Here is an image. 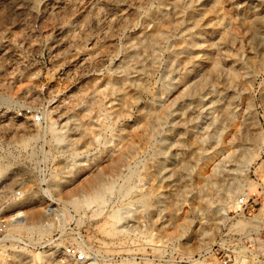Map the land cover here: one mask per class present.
<instances>
[{"label":"rangeland","instance_id":"obj_1","mask_svg":"<svg viewBox=\"0 0 264 264\" xmlns=\"http://www.w3.org/2000/svg\"><path fill=\"white\" fill-rule=\"evenodd\" d=\"M263 201L264 0H0V264H264Z\"/></svg>","mask_w":264,"mask_h":264},{"label":"bare ground","instance_id":"obj_2","mask_svg":"<svg viewBox=\"0 0 264 264\" xmlns=\"http://www.w3.org/2000/svg\"><path fill=\"white\" fill-rule=\"evenodd\" d=\"M185 1V0H184ZM182 3V2H181ZM181 11H183V10H181ZM196 12V11H195ZM198 12V11H197ZM196 12V13H197ZM155 13V12H154ZM182 13V12H181ZM158 14V15H157ZM162 14H163V12H162ZM184 14V13H183ZM194 15V13H192L191 12V15ZM155 15H157L158 17H159V13H155ZM182 15V14H181ZM192 15V17H194ZM160 16H161V14H160ZM124 17V16H123ZM162 18H164V20H165V16L163 15L162 16ZM160 19V18H159ZM223 19V18H222ZM114 20V19H113ZM119 20H121V19H119ZM164 22H166V20L164 21ZM170 22V21H169ZM182 22V21H181ZM196 22V21H195ZM168 23V22H167ZM171 24H172V22H171ZM198 24V23H197ZM174 24H172V25H170L169 27L170 28H172V26H173ZM215 26V25H214ZM160 29V31L159 30H156V31H159V32H156V31H154L156 34L154 35V37H163V35H164V33H165V30H167V32L169 33V28L167 29V28H164V30H163V28H159ZM161 29H162V31L164 32H162L161 31ZM153 32V33H154ZM151 33V32H150ZM152 33V34H153ZM150 36V35H149ZM153 36V35H152ZM146 37V36H145ZM154 37H151V39L153 38L154 39ZM224 37V36H223ZM227 37V36H226ZM225 37V38H226ZM191 38H192V36H191ZM196 38H197V36H196ZM200 38V37H199ZM199 38H197V39H199ZM152 39V40H153ZM165 39V38H164ZM201 39V38H200ZM199 39V40H200ZM228 39V38H227ZM226 39V40H227ZM148 40V39H147ZM155 40H156V38H155ZM159 40V39H158ZM160 40H162V38L160 39ZM193 40H196L195 38H192V42H194ZM221 40V39H220ZM157 41V40H156ZM150 42V41H149ZM155 42V41H154ZM189 42H191V41H189ZM191 42V43H192ZM199 42V41H198ZM219 42V41H218ZM222 42V41H221ZM150 43H152V42H150ZM157 43V42H156ZM158 43H160V42H158ZM197 43V42H196ZM155 44V43H154ZM194 44V43H193ZM191 45V48L190 47H188V48H190L189 49V51L192 49V47L194 48V46L195 45ZM151 45H153V44H151ZM197 45H199V44H197ZM221 45V44H220ZM218 43H212V44H210V45H202V44H200V46H199V48H201V47H203V46H205V47H203V48H205L204 49V51H206V53L201 57H198V56H196V61H198V63L200 64V65H204V64H206V63H209L210 64V70H209V73H210V75L209 76H211V75H217L216 73L218 72L217 70L219 69L218 67V63H219V59H218V55H219V52H220V49L222 48L221 46H220ZM150 46V45H149ZM148 46V47H149ZM154 46V45H153ZM182 47V46H181ZM226 47V46H225ZM145 49H147V48H145ZM181 50H182V48H180ZM185 50V49H184ZM179 52V51H178ZM182 52H183V50L181 51V53L180 54H182ZM191 53V52H190ZM193 53V52H192ZM191 53V54H192ZM183 54H184V52H183ZM198 57V58H197ZM129 64V63H128ZM125 67V66H124ZM126 68H128V67H126ZM123 72V71H122ZM124 76V75H123ZM235 76H237L236 74H235ZM120 78V77H119ZM134 78V77H133ZM122 79V78H121ZM217 79V78H216ZM108 80V79H107ZM117 80V79H116ZM120 81H122V80H117V85H119V87L120 86H122V85H120ZM131 81V80H130ZM136 81V80H135ZM207 81V80H206ZM113 82V81H112ZM124 83V82H123ZM202 84V83H201ZM124 85H126V84H124ZM113 86V85H112ZM144 86V85H143ZM142 87V86H141ZM112 88V87H111ZM113 88H115V87H113ZM118 88V87H117ZM121 88V87H120ZM129 93V92H128ZM125 95H127V92H126V94ZM128 95H130V94H128ZM134 96V95H133ZM125 96H123V98H124ZM130 97H132L131 95H130ZM128 98V97H127ZM132 99H134V98H132ZM129 102V101H128ZM92 106V105H91ZM90 109L92 108V107H89ZM89 108H88V110H89ZM87 110V111H88ZM226 111H227V115L229 114V112H230V109H226ZM89 113V112H88ZM232 113V112H231ZM230 113V114H231ZM230 116V115H229ZM229 118V117H228ZM151 123V122H150ZM84 125V124H83ZM81 126V125H80ZM84 127V126H83ZM52 128V127H51ZM141 132V131H140ZM82 133L83 132H81V134L80 135H82ZM79 135V136H80ZM138 135V134H137ZM96 136H97V134H96ZM135 138V137H134ZM147 139V138H146ZM204 144V143H203ZM135 150V149H134ZM133 150V151H134ZM132 151V150H131ZM132 151V152H133ZM130 153V152H129ZM126 154V153H125ZM126 156V155H125ZM185 167V166H184ZM186 169V168H185ZM99 180H100V178L98 177V178H96L94 181H93V183L94 184H92L91 185V187H90V190L89 191H87L86 192V194H85V196H84V199L83 200H74L73 201V203L72 204H74L75 206L76 205H87V206H89L91 203H99V204H101V203H104V194L106 193V192H108L107 190H111V187L109 186V185H107V184H104V183H101V182H99ZM101 181V180H100ZM171 182V181H170ZM97 183V184H96ZM150 196V195H149ZM143 197V196H142ZM31 199V197L30 196H25V200H30ZM31 200H33V199H31ZM98 204V205H99ZM92 205V204H91ZM78 208V207H77ZM51 210V209H50ZM51 212H53V211H51ZM50 212V213H51ZM113 216V215H112ZM33 217H34V215L32 216V217H30L31 219H33ZM36 217V216H35ZM120 217H119V214L118 215H114L113 216V221L114 222H116V221H119L118 219H119ZM27 220H29V219H27ZM38 220H39V218H38ZM114 222L112 223L111 222V224L113 225L114 224ZM31 223V222H30ZM33 224H32V226L31 227H28V229H31V228H37V229H39V230H43V231H46V230H49L52 226H53V224L52 223H50V222H46L45 220H39V221H37L36 220V223H34V222H32ZM14 224V223H13ZM111 225V226H112ZM114 229V228H113ZM122 231V230H121ZM124 231V230H123ZM126 232V231H125ZM120 233V232H119ZM119 233H117V234H119ZM90 264H92V262L90 263Z\"/></svg>","mask_w":264,"mask_h":264},{"label":"built area","instance_id":"obj_3","mask_svg":"<svg viewBox=\"0 0 264 264\" xmlns=\"http://www.w3.org/2000/svg\"><path fill=\"white\" fill-rule=\"evenodd\" d=\"M34 121H40V116L35 115L33 117ZM17 194H19L17 192ZM243 198L238 199V203H244ZM262 208L264 209V201L262 203ZM13 227V218H6L0 216V255L9 253L17 248H25L27 246H41V241L29 240L26 237L15 233ZM63 256L65 259L71 261L73 264H90V258L87 256L86 251L83 249L76 248L73 245H69L64 248ZM93 263V262H92ZM215 264H225L224 262L217 261Z\"/></svg>","mask_w":264,"mask_h":264}]
</instances>
